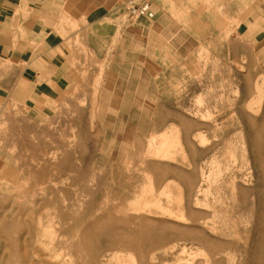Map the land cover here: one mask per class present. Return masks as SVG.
<instances>
[{
    "label": "rangeland",
    "instance_id": "1",
    "mask_svg": "<svg viewBox=\"0 0 264 264\" xmlns=\"http://www.w3.org/2000/svg\"><path fill=\"white\" fill-rule=\"evenodd\" d=\"M213 3L126 8L59 101L7 103L0 264H264V57Z\"/></svg>",
    "mask_w": 264,
    "mask_h": 264
},
{
    "label": "crops",
    "instance_id": "2",
    "mask_svg": "<svg viewBox=\"0 0 264 264\" xmlns=\"http://www.w3.org/2000/svg\"><path fill=\"white\" fill-rule=\"evenodd\" d=\"M143 1H149L156 11L151 18L153 26L176 23L170 17L171 8L177 6L175 0H0V120L11 119V112H15L6 110L7 103L33 109V105L46 103L48 97L59 101L84 70L82 63H73L81 55L75 39L81 40L88 54H104L118 18L126 8ZM225 1L214 0L212 7L226 5L234 15L246 9L236 34L264 57V0H231L230 5ZM66 18L77 27H61ZM102 24L105 32L101 34L97 30ZM129 36L144 41V31L138 29L135 35L123 32L119 42ZM172 37L168 43L165 37L156 40L162 43L159 46H165L170 45ZM97 40H103L102 51L97 52ZM136 46L143 48L140 43ZM30 112L24 111L23 118L30 119Z\"/></svg>",
    "mask_w": 264,
    "mask_h": 264
},
{
    "label": "built area",
    "instance_id": "3",
    "mask_svg": "<svg viewBox=\"0 0 264 264\" xmlns=\"http://www.w3.org/2000/svg\"><path fill=\"white\" fill-rule=\"evenodd\" d=\"M154 16L155 11L149 1H143L138 4L131 5L127 9V17H129V19H138L142 17L151 19Z\"/></svg>",
    "mask_w": 264,
    "mask_h": 264
},
{
    "label": "bare ground",
    "instance_id": "4",
    "mask_svg": "<svg viewBox=\"0 0 264 264\" xmlns=\"http://www.w3.org/2000/svg\"><path fill=\"white\" fill-rule=\"evenodd\" d=\"M57 187V186H56ZM33 195V194H32Z\"/></svg>",
    "mask_w": 264,
    "mask_h": 264
}]
</instances>
